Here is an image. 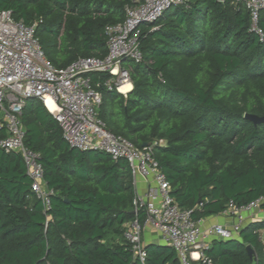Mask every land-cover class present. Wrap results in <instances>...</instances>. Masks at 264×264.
<instances>
[{"label": "trees", "instance_id": "obj_1", "mask_svg": "<svg viewBox=\"0 0 264 264\" xmlns=\"http://www.w3.org/2000/svg\"><path fill=\"white\" fill-rule=\"evenodd\" d=\"M134 0H0V10L36 25L49 62L65 68L79 58H104L105 29L123 23ZM237 0H190L142 27L143 60L127 61L133 89L107 90V74L91 75L102 93L99 116L138 149L152 147L171 195L196 221L224 214L229 204L262 199L264 210V40ZM260 25L264 31V16ZM25 146L40 155L54 191L46 208L32 192L20 154L0 149V264H142L125 238L144 223L129 163L104 152L80 151L38 99L27 101ZM147 144V146H144ZM264 220L238 239L212 242V264H264ZM144 264H180L170 246H145ZM194 264H208L195 262Z\"/></svg>", "mask_w": 264, "mask_h": 264}, {"label": "built area", "instance_id": "obj_2", "mask_svg": "<svg viewBox=\"0 0 264 264\" xmlns=\"http://www.w3.org/2000/svg\"><path fill=\"white\" fill-rule=\"evenodd\" d=\"M237 1L251 13V31L264 40L260 25L264 0ZM189 2L134 0L135 6L127 8L123 23L106 27L108 53L104 58H79L65 68L49 62L36 36V25L27 26L15 20L11 11L0 10V149L22 155L27 175L32 180V192L46 208L50 206L54 191L48 188L44 179L40 155L25 146L26 130L22 116L28 100L43 102L60 123L64 139L72 148L104 152L114 160H126L132 169L135 187L139 176L150 181L145 194H137L134 201L135 214L145 212L144 223L138 220L129 223L124 234L142 264L147 256L142 242L146 229L158 233L165 244L177 252L180 264L201 261L212 264L204 253L210 245L203 240L235 239L245 225L247 214L264 211L261 209L262 199L242 207L231 202L226 213L234 216L233 225H213L205 230L202 220H194L192 211L183 210L176 203L152 147L138 149L126 138L111 132L99 116L103 96L93 87L91 75L107 74L109 77L103 83L104 87L126 95L123 89L133 81L131 69L124 67V63L143 60L140 47L142 27L156 23L169 8L186 6ZM259 260L258 257L256 263Z\"/></svg>", "mask_w": 264, "mask_h": 264}, {"label": "crops", "instance_id": "obj_3", "mask_svg": "<svg viewBox=\"0 0 264 264\" xmlns=\"http://www.w3.org/2000/svg\"><path fill=\"white\" fill-rule=\"evenodd\" d=\"M132 89H133V84L130 85V88L128 90H124V91L127 92V94H128L130 91H132ZM127 94L126 95L124 94V96H127ZM149 185H150L149 180H146L143 177L139 176L137 178V185L135 187L136 188V194H141V195L145 194V192L148 190ZM246 216H247V220H246L244 226H246L250 223H253V222L263 221L264 220V211H256L253 213H249ZM234 220H235V218L231 213L225 212L222 215L213 216V217L204 219V220H202V223H203L204 229L208 230L213 225H223L226 227H231L234 223ZM261 235H262L261 237L264 241V231L261 232ZM238 237H239V235L236 236L235 238L238 239ZM214 240H216V239L215 238H207V239H204L203 242H207L211 246V244ZM142 242H143L144 247L146 245H150V244L167 246L165 244V242L162 240V237L158 233L153 232L150 229L144 230L143 235H142Z\"/></svg>", "mask_w": 264, "mask_h": 264}, {"label": "water", "instance_id": "obj_4", "mask_svg": "<svg viewBox=\"0 0 264 264\" xmlns=\"http://www.w3.org/2000/svg\"><path fill=\"white\" fill-rule=\"evenodd\" d=\"M247 118L253 121L255 124L264 123V117H259L256 115H247ZM144 146H147V144H145ZM247 251L249 253L252 263L255 264L258 258V255L256 254L255 250H253L250 246H247Z\"/></svg>", "mask_w": 264, "mask_h": 264}, {"label": "bare ground", "instance_id": "obj_5", "mask_svg": "<svg viewBox=\"0 0 264 264\" xmlns=\"http://www.w3.org/2000/svg\"><path fill=\"white\" fill-rule=\"evenodd\" d=\"M130 88V85H127L123 90H128Z\"/></svg>", "mask_w": 264, "mask_h": 264}, {"label": "rangeland", "instance_id": "obj_6", "mask_svg": "<svg viewBox=\"0 0 264 264\" xmlns=\"http://www.w3.org/2000/svg\"><path fill=\"white\" fill-rule=\"evenodd\" d=\"M262 258V257H261Z\"/></svg>", "mask_w": 264, "mask_h": 264}]
</instances>
